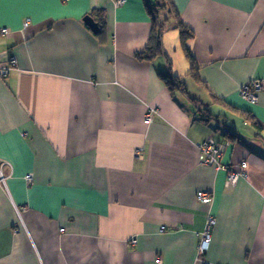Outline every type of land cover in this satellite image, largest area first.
Returning <instances> with one entry per match:
<instances>
[{"label":"crops","instance_id":"crops-1","mask_svg":"<svg viewBox=\"0 0 264 264\" xmlns=\"http://www.w3.org/2000/svg\"><path fill=\"white\" fill-rule=\"evenodd\" d=\"M159 1L0 7V64L17 59L0 77V264H198L209 215L208 262L264 264V87L256 100L241 93L264 85V0H171L194 32L203 84L168 6L163 53L136 56L153 29L148 4ZM210 139L222 167L206 162Z\"/></svg>","mask_w":264,"mask_h":264},{"label":"built area","instance_id":"built-area-1","mask_svg":"<svg viewBox=\"0 0 264 264\" xmlns=\"http://www.w3.org/2000/svg\"><path fill=\"white\" fill-rule=\"evenodd\" d=\"M126 0H116V4H123ZM31 22L30 18H27L25 21V25H29ZM8 32L7 28H2L0 31V34H5ZM17 62V59L15 56H10L8 64H0V77L6 78L13 66H15ZM264 87L263 83L259 80H252L249 82H246L241 87V93L242 95L249 99V100H256L257 99V91L262 89ZM152 111H150L146 115V122H151V114ZM202 150L204 154L206 155V162L209 164H214L219 167H222V164L220 162V157L222 155V146L220 143L216 142L213 139L207 140L202 144ZM247 166V163H242V167L240 169H235L229 172L228 174V180L231 183H236L238 179H240V176L244 172L243 169ZM2 173V172H1ZM26 178L29 182H33L34 176L30 173L26 175ZM1 181H5L4 175L0 178ZM197 196L200 200L204 202H210L213 199L212 192L207 190H199L197 192ZM217 224V219L213 215H209L208 223L206 225L205 230L202 232L201 239L198 242L197 245V255H198V264H218V263H211L208 262L205 258V255L207 254L210 245L212 243L213 239V229L214 226ZM165 229V227H162ZM136 243L137 239H133L132 243Z\"/></svg>","mask_w":264,"mask_h":264},{"label":"trees","instance_id":"trees-1","mask_svg":"<svg viewBox=\"0 0 264 264\" xmlns=\"http://www.w3.org/2000/svg\"><path fill=\"white\" fill-rule=\"evenodd\" d=\"M148 6L150 7V13L153 15V29H152L150 40H149L147 47L145 48L144 51L136 53V56L139 59H152L155 56L161 55L163 53L161 36H162V29H163L164 21H162L161 19V21L159 22V18L161 16L159 12L160 10L164 9L163 6L164 7L168 6V12L170 13L172 12V14L176 16V19H177L176 27L179 28L181 44H182V47L185 51L187 58L190 60L189 74L194 76L200 83L203 84V81L199 73V66L196 63V59L188 45V40L194 36V32L180 20L179 14L177 10L175 9L174 5L172 4L171 0H168V1L161 0V2L159 1L158 3H154L152 5L148 4ZM162 76L166 80L168 85L171 86L172 88H174L175 86H180V87H184L185 89V85L182 81V77L178 75H174V74H167V75H162ZM250 117L248 116V118L255 125H258L257 121L255 119L253 120Z\"/></svg>","mask_w":264,"mask_h":264},{"label":"water","instance_id":"water-1","mask_svg":"<svg viewBox=\"0 0 264 264\" xmlns=\"http://www.w3.org/2000/svg\"><path fill=\"white\" fill-rule=\"evenodd\" d=\"M84 20L94 32H99L100 30L99 23L91 14L84 16Z\"/></svg>","mask_w":264,"mask_h":264},{"label":"rangeland","instance_id":"rangeland-1","mask_svg":"<svg viewBox=\"0 0 264 264\" xmlns=\"http://www.w3.org/2000/svg\"><path fill=\"white\" fill-rule=\"evenodd\" d=\"M164 28L167 29V30H168V29H169V30H170V29L172 30V29H173V20H172V21H170V20L167 21V22L165 23V27H164Z\"/></svg>","mask_w":264,"mask_h":264},{"label":"snow or ice","instance_id":"snow-or-ice-1","mask_svg":"<svg viewBox=\"0 0 264 264\" xmlns=\"http://www.w3.org/2000/svg\"><path fill=\"white\" fill-rule=\"evenodd\" d=\"M5 3V0H0V7Z\"/></svg>","mask_w":264,"mask_h":264}]
</instances>
